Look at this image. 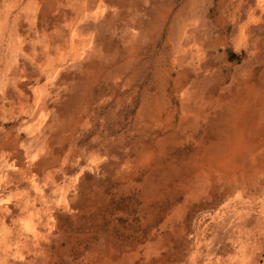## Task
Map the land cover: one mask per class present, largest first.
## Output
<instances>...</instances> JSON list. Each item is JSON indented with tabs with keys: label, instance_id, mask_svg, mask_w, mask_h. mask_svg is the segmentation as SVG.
Here are the masks:
<instances>
[{
	"label": "rangeland",
	"instance_id": "374dc122",
	"mask_svg": "<svg viewBox=\"0 0 264 264\" xmlns=\"http://www.w3.org/2000/svg\"><path fill=\"white\" fill-rule=\"evenodd\" d=\"M252 1L0 0V264H241L264 218Z\"/></svg>",
	"mask_w": 264,
	"mask_h": 264
},
{
	"label": "bare ground",
	"instance_id": "6f19581e",
	"mask_svg": "<svg viewBox=\"0 0 264 264\" xmlns=\"http://www.w3.org/2000/svg\"><path fill=\"white\" fill-rule=\"evenodd\" d=\"M253 3H255V2H253ZM245 5L247 6V4H245ZM201 26H202V24H201ZM191 36H192V33H191ZM182 44H183V47H185L186 45L189 44V42L188 41H183ZM240 228L242 229V231H243L242 233L246 236L247 239L246 240L241 239V242L243 244L242 245V252H241L240 255L239 254L238 255H235V257L239 261V263L242 264V263L245 262V260L247 258V254H248L247 245H248V243L259 244V246H260V248H259L260 252L262 253L264 251V239L262 240V236L260 235V233H262V234L264 233V218H256V219L252 218V219H249L247 221H244L242 223V227L240 226ZM184 255L185 254L183 253L182 256L184 257ZM165 260H166V258H165Z\"/></svg>",
	"mask_w": 264,
	"mask_h": 264
}]
</instances>
